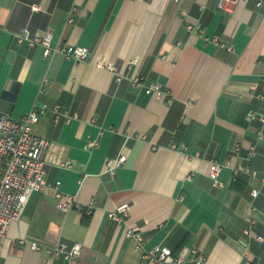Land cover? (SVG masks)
I'll use <instances>...</instances> for the list:
<instances>
[{
	"label": "crops",
	"instance_id": "obj_1",
	"mask_svg": "<svg viewBox=\"0 0 264 264\" xmlns=\"http://www.w3.org/2000/svg\"><path fill=\"white\" fill-rule=\"evenodd\" d=\"M214 3L0 0V112L17 119L34 103L46 104L31 126L48 140L44 176L81 205L59 210L52 189L32 192L2 239L0 264H153L126 238L133 224L146 246H167L173 256L189 246L204 264H264V98L247 96L264 94V9L249 0L226 13ZM24 28L50 31L52 45L85 46L123 77L60 53L44 57L40 45L16 39ZM213 35L232 50L204 39ZM135 74L162 84L171 101L131 89ZM53 106L76 116L55 118ZM94 137L98 146L87 148ZM120 152L125 161L108 173L106 161ZM210 160L228 162L217 185ZM236 165L256 177L233 178L229 167ZM122 202L129 213L117 223L107 212ZM20 239L79 242L81 250L67 260ZM168 264L195 263L189 257Z\"/></svg>",
	"mask_w": 264,
	"mask_h": 264
},
{
	"label": "built area",
	"instance_id": "obj_2",
	"mask_svg": "<svg viewBox=\"0 0 264 264\" xmlns=\"http://www.w3.org/2000/svg\"><path fill=\"white\" fill-rule=\"evenodd\" d=\"M176 1V0H175ZM249 0H215L214 7L223 12L230 13L234 6L240 2ZM256 8L264 9V0H253ZM74 8H72L73 10ZM71 10V11H72ZM70 11V13H71ZM68 20H71L69 14ZM187 29H191L192 24H187ZM16 39L20 42L24 41L30 46L40 45L42 55L50 57L53 54L60 53L66 58L75 61H90L95 67L107 70L115 80H120L123 74L117 66L105 58H91L87 47L73 45L68 43L51 44V32H36L31 33L28 29H22L16 34ZM204 39L217 45L226 51H231L232 46L220 41L216 36H205ZM136 58L128 61V65L134 64ZM44 81L41 84L39 91L44 89ZM129 86L133 90H142L146 94H151L155 98H166L169 103L170 92L162 84L154 81L147 82L140 74H135L129 78ZM248 97L264 98L262 93H249ZM46 104L34 103L31 108L24 113L20 118L14 119L9 115L0 112V246L4 235L6 234L10 224L18 220L24 211L25 205L29 196L34 191H42L45 188H50L55 197V206L59 210H67L70 208H81L77 197L73 194L66 193L59 189L57 184L49 183L44 176V152L48 144V140L42 136L36 135L31 126L38 120V117L46 110ZM52 112L55 118L63 116L64 118L75 117V114H68L66 111H60L57 106H53ZM254 112H250L247 117H255ZM259 119L264 122V114H260ZM101 134V130L99 131ZM135 137L145 138L143 134H134ZM257 136H262V130L257 131ZM99 138H88L86 147L91 149L97 147ZM181 148L184 147L180 144ZM170 147L177 148L175 143H171ZM235 150L238 149L236 146ZM254 154V146L248 150V156ZM125 154L120 152L115 158H110L106 161V171L113 174L115 169L120 167L125 161ZM228 162H218L210 160L209 175L212 178L214 185L219 184L218 174L222 168L227 167ZM232 177L237 174L244 173L252 179L256 177V171L248 166L236 165L229 167ZM260 182L264 183V175L259 178ZM258 190L250 189V194L256 196ZM93 205V200L87 205L86 211ZM129 213L128 202H122L108 210L107 216L117 223L125 222ZM249 221V218L247 219ZM245 234H249V230H244ZM126 238L134 242V246L140 250L141 256L153 262V264H168L170 261L180 263L189 257H192L195 264H204L201 256L193 257L197 253L194 247L184 246L173 256L171 250L167 246H146V241L141 233L139 226L128 225L125 228ZM256 239L261 240V236H256ZM20 242H27L29 248L34 251L43 250L48 256L60 255L67 260H73L81 250L79 242L66 244L64 242H55L53 244H43L34 240L20 239Z\"/></svg>",
	"mask_w": 264,
	"mask_h": 264
}]
</instances>
